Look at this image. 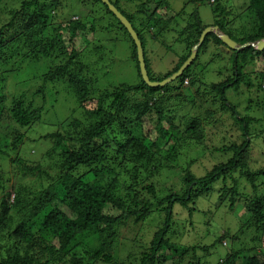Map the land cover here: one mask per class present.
<instances>
[{"label": "trees", "instance_id": "trees-1", "mask_svg": "<svg viewBox=\"0 0 264 264\" xmlns=\"http://www.w3.org/2000/svg\"><path fill=\"white\" fill-rule=\"evenodd\" d=\"M110 1L138 32L151 81H162L177 72L208 26L201 20L198 6L187 15L191 0H185L177 13L171 9L169 0ZM243 1L245 7L238 14L240 27H253L244 37L228 27L232 22L227 17L234 14V7L226 6L223 0L211 4L212 24L219 26L240 46L264 39V0ZM76 4L80 8L77 19H72L71 15L59 20L58 8L67 10ZM0 8L9 11L5 15L0 13V122L8 119L6 129H12L3 137L4 146L0 147V264L110 263L114 261L112 246L123 233L135 240L137 258L122 264H167L169 261L171 264H205L213 254V247L185 242L188 226L208 223L212 219L211 227L220 229L223 227L220 216L233 214L238 204L247 213L242 216L243 226L254 222L256 228L261 225L264 229V165H258L257 160H245L244 156L252 149L251 137L240 145L215 148L219 153L233 154L215 164L207 162L208 170L199 177L187 168L181 179L182 190L177 191L173 183L168 195L162 199L157 197L155 179L162 170L165 168L169 172L177 168L180 154L188 149L195 151L203 138L202 119L193 116L192 121L186 122L175 110L182 107L181 101L184 105H190L191 101L195 104L192 96L187 97L181 88L187 87V78L189 84L190 81L193 84L196 76L192 68L200 52L208 49L211 40L229 49L215 32L206 36L193 64L174 80L179 81L177 85L173 81L153 87L143 80L134 39L102 0H0ZM90 15L94 19L92 23L86 21ZM187 17L188 23L184 26ZM98 29L104 33L117 29L116 37L122 31L130 39L131 58L136 63L139 82H121L111 88L96 89L101 76L96 70L100 65L102 69L107 65L101 61L102 57L96 59L95 54L99 49L112 52L109 43L112 39L104 42L105 47L97 41V51L91 50V45L83 54L72 41L86 31L95 35ZM66 31L70 33L69 43L62 39L56 43L57 34ZM172 32L176 38L170 36ZM237 32L242 31L237 29ZM173 41L184 44V50L176 54L177 59L164 74H157L152 70L146 42L151 43L152 49L161 44L172 51L169 43ZM58 51L67 60L51 66L42 81L39 75L38 83L30 86L18 84L20 66L17 71L5 69L9 62H17V56L30 58L32 53L35 59L43 57L46 60L50 53L55 55ZM231 52L233 78L214 83L213 87L222 94V109L240 118L237 105L226 99L225 92L244 78L243 69L248 62L264 59V49L249 45ZM48 82L66 85L80 105L79 117L61 120L60 128L49 135L55 144L47 154L60 157L59 172L49 176L42 164H30L21 157L9 160L14 166L11 172L3 163L7 152L20 151L22 147L19 146L28 143V134L36 124L49 122L46 115H50L55 106L46 88ZM27 86L29 88H25ZM190 110L194 109L186 111ZM246 114L240 118V123L248 134L250 114ZM262 136L264 130L255 133L253 138ZM144 138H149L155 148L153 157L136 154L144 148ZM159 140L165 144L169 142L168 153ZM63 144L67 147L62 148ZM7 174L14 178H7ZM143 174L145 179L141 178ZM29 176H34L33 181L27 180ZM10 181L11 188L8 187ZM204 198L208 203H203ZM145 230H148L147 240L143 243L137 237ZM208 230L211 232L210 228ZM226 234L223 232L221 242L227 241ZM242 255L243 262L239 264H264V252L251 253L247 249L227 253V257H219L216 264H237Z\"/></svg>", "mask_w": 264, "mask_h": 264}, {"label": "rangeland", "instance_id": "rangeland-1", "mask_svg": "<svg viewBox=\"0 0 264 264\" xmlns=\"http://www.w3.org/2000/svg\"><path fill=\"white\" fill-rule=\"evenodd\" d=\"M169 1L171 9L175 11V13L180 12L185 2V0ZM223 2L228 7H234V14L227 18L232 22V24L229 22L228 27H230V29H232L236 35L244 37L247 30L253 31V27H240L242 23L240 22L238 14L242 12V9H244L246 4L245 1L223 0ZM189 4V6L187 5L189 11L187 14L188 16H190V14L194 12L195 7L198 6L201 20L204 22V24L213 26L212 23L214 22V15L211 9L212 0H200L197 2L195 0H191ZM61 8L60 10L59 8L56 10L59 20L61 19L63 21V19L71 15H73L72 19L78 18L79 15L77 13L80 11V8L77 6V4L69 6L67 10ZM152 8L153 10L157 9L156 5H153ZM69 9L76 13L72 14L73 11H70ZM161 10H163V7ZM132 11H135V9ZM8 12L9 11H4L2 8H0V13L7 14ZM163 13H165V11ZM92 16L93 15L88 16L86 21L92 23V21H94ZM106 18L110 19V17ZM184 20H186L184 22V26H186L188 23V17ZM237 29L242 32L238 33ZM243 31L245 32L243 33ZM117 32L118 30L115 29L111 30L110 33H104L102 30L98 29V32L94 35L91 32L86 31V34L80 33L77 35V37L74 38L72 42L76 45L79 51L82 52V54L88 51L91 45H93L91 50L97 51V41H99L101 45L105 47L104 42H108L109 39L113 40V37L117 36ZM220 32L222 33L223 31L220 30ZM169 34H171L170 36L173 38H176L173 32ZM57 35L58 37L56 38V43H59L61 39L69 43V31H66L65 33L60 32ZM112 40L109 42L112 52L108 53L107 50L103 52V50L99 49L97 54L94 53L97 55L96 59H100L102 57L101 61L107 65L105 69H102L100 65L98 70H96L98 74L101 75L99 82L96 84L97 90L107 89L109 87L111 88L119 85L121 82L130 83V81H133L137 83L140 81V75L136 68V63L131 58L132 44L130 39L126 37L122 31H120L118 37H116L114 41ZM169 44L172 46V51L168 48L165 49L161 44L157 45V47L155 45V47L152 49L150 47L151 43L146 42L147 52L152 60V70L154 69L157 74H164L167 67L169 69V65L173 63L172 61L177 59L176 54L184 50L185 47L184 44H181L178 41H173ZM231 50L224 45L214 44L211 40L208 49L206 51L200 52L199 60L192 68L194 75L196 76V78L193 80V84H191L190 81V84H188L187 87L183 86L181 88V91H183L187 97L192 96V100L195 104H193L191 101L190 105H188L189 103L184 105V102L181 101L180 103L182 107L175 110L176 115L179 117H184L186 122L192 121L194 119L193 116L200 117L204 127L203 138L199 144L197 143L198 147H195V151H190L188 149L184 151V153L180 154L178 160L179 166L177 168H174L169 172H166V169L164 168L162 173H160V175L155 179L156 183L158 184L157 197L159 196L158 198L160 199L170 193V187L173 185V183H176L175 189L177 191L182 190L180 188L181 179L183 178L187 168H190L194 175L199 177L208 170L206 167L207 162L210 164H215L218 161L227 160L232 156V152H217L215 150L217 147H229L232 144L240 145L251 137L253 139V146L251 150L246 151L244 154L245 160H251L253 162L257 160L258 165H264V136L261 138H253L255 133L264 130V59H255L248 62L243 69L244 78L239 81L238 84L231 85V88L225 92L226 99L230 103L237 105L240 118L242 116H247L246 112L250 114L248 115L250 132L247 134L246 130L241 126L240 118L232 116L230 114V110L227 111L222 109V105L224 103L222 94L213 87L214 83L219 84L226 81L229 77L233 78L232 75L234 73L232 70L233 63L231 58ZM29 56L31 57L29 58L23 55L19 57L17 56L15 59L17 62L11 61L6 64L7 66H5V69L14 71H17L16 69L20 66V74L17 78L18 84L21 86L26 85L27 83L29 86L30 84L38 83L37 80L40 78L39 75H42L40 78L42 81L44 73L48 70L50 71L51 66L58 64L60 61L67 60V57L65 55H61L60 51H58V53L55 55L50 53L47 57H45L46 60H44L43 57L35 59L36 57H33L32 53ZM88 56L90 55L87 54V57ZM105 57L107 58L105 59ZM86 60L91 63L89 59L86 58ZM35 61L36 63H34ZM91 64L94 65L93 63ZM178 82V80L174 81L175 85H177ZM46 85V88L51 95L50 101L53 102L55 106L53 112L50 113V115H46V117L49 116V122L46 121L47 124H41V122L36 124V127L28 134V136H30L28 143L24 146H19L22 147L20 151L16 149V151L9 150V152H7L3 163L7 170L9 169L11 172L14 166L9 160L13 157H21L26 162H30V164H42L43 169L48 172L49 176H55L59 172L58 166L61 164L60 157L57 154H53V156H49L47 154V152L50 151V149H52L55 144L54 138L50 137L49 135L57 131L58 127L60 128V123L62 122L61 120L79 117L80 105L77 102L72 90L68 89L66 85L58 83L52 84L51 82H48ZM29 86L25 88H29ZM28 94L30 95L31 92ZM8 96L11 98V95ZM176 102L178 101L175 100V103ZM249 103L253 105L249 106L251 105ZM184 107L186 110H194L187 112ZM5 114L2 116L4 120H6ZM8 121L9 120L7 119L6 122H0V147L4 146V142L2 141L3 137L6 135V133H9L12 130L6 129ZM177 122H179L178 118ZM143 141L145 142L144 148H142L140 151L135 149L137 151L136 154H138V156L143 155L146 157H153L155 148L152 146L151 140L149 138H144ZM159 144L162 147H165L166 153L169 152V142L165 144L159 140ZM61 147H67V145L63 144ZM159 153L160 152L155 154L154 157L158 156ZM203 154H206L204 156V162L202 161ZM6 176L9 179L14 178L12 177V174H7ZM107 178L112 179L113 177L107 176ZM141 178L145 179L146 175L143 174ZM29 179L33 181L34 176L27 177V180ZM108 180L111 181L110 179ZM8 187L11 188V181ZM202 201L204 204L208 203V200L205 198L202 199ZM246 214L247 213L243 207L238 204L233 214L226 213L223 217L219 215L221 218V225H223L222 228L218 229V226L211 227L212 219L208 223H196V225L188 226V232L185 234L184 241L190 244H197V242H200L201 244L212 245L213 254L207 258V262H204L205 264H216L219 257L223 256L225 259L227 257V253L229 255L230 253H234L235 251L242 249H247V251L251 250V253L264 252V229L261 225L256 228L254 222H249L247 227L245 225L243 226L241 224L243 218L242 216ZM181 217L182 216H180V218ZM239 217H241L240 220ZM247 220L249 219L247 218ZM157 221L159 222L160 220L157 219ZM186 223L189 224L188 221ZM219 223L220 221L217 222V225ZM129 225L134 226L133 223H129ZM209 228L211 232L208 230ZM223 232L224 234L227 232L228 233L226 234L227 241L226 239H223L222 243L220 238L223 235ZM147 233L148 230L141 232V235H139L141 238L139 239V236L137 237L138 241L141 240V242L145 243L147 240ZM135 244V240H131L129 235L123 233L116 239V242L112 246L114 261H111L110 263L98 261L96 264H122L136 260L137 255L134 253V249H136ZM230 249L231 251L227 252ZM243 257L244 255H242L237 260V264L243 262ZM167 264H171V261L167 262Z\"/></svg>", "mask_w": 264, "mask_h": 264}, {"label": "water", "instance_id": "water-1", "mask_svg": "<svg viewBox=\"0 0 264 264\" xmlns=\"http://www.w3.org/2000/svg\"><path fill=\"white\" fill-rule=\"evenodd\" d=\"M102 1L105 4L108 5L110 11L113 12L116 15V17L122 22V24L126 27L128 32L130 33V35L134 39L135 44L137 46L138 59H139V63H140V70H141V74H142L143 80L146 83H148L150 86H153V87H155V86H164L166 84H169V83L173 82L178 77L182 76V74L192 65V63L196 59L200 46L204 42L206 36L209 33H211V32H215L216 35H218L220 37V39L226 45H228V47L230 49H233V50L239 51L245 46L254 45L252 43H248V44H246L244 46H240L238 44V42L235 41L233 38H231L228 34L223 33V32L221 33L218 26H208L202 32L201 37L199 39V42L192 48L191 55L182 64V66L179 68V70L177 72H175L174 74H172L171 76H169L168 78H166V79H164L162 81H151V79L149 77V73H148L147 67H146V63H145V54H144L142 41L139 38L138 32L135 30V28L133 27V25L129 21V19L115 5H113L110 0H102ZM257 48L259 50H263L264 49V39H261L258 42Z\"/></svg>", "mask_w": 264, "mask_h": 264}, {"label": "clouds", "instance_id": "clouds-1", "mask_svg": "<svg viewBox=\"0 0 264 264\" xmlns=\"http://www.w3.org/2000/svg\"><path fill=\"white\" fill-rule=\"evenodd\" d=\"M212 1H215V0H212ZM213 26H214V25H213ZM215 26H217V25H215ZM207 27H208V26H207ZM218 27H219V26H218ZM259 41H260V40H259ZM259 41H258V42H259ZM258 42H257V43H253V42H252V44H254L253 46H255V47L257 48ZM257 49H258V48H257ZM192 64H193V63H192Z\"/></svg>", "mask_w": 264, "mask_h": 264}, {"label": "built area", "instance_id": "built-area-1", "mask_svg": "<svg viewBox=\"0 0 264 264\" xmlns=\"http://www.w3.org/2000/svg\"><path fill=\"white\" fill-rule=\"evenodd\" d=\"M185 84H189V78L185 79Z\"/></svg>", "mask_w": 264, "mask_h": 264}]
</instances>
